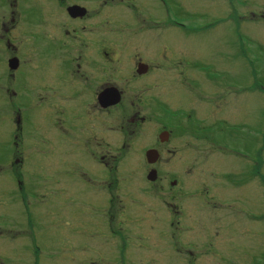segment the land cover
I'll return each instance as SVG.
<instances>
[{
    "label": "flooded vegetation",
    "instance_id": "flooded-vegetation-1",
    "mask_svg": "<svg viewBox=\"0 0 264 264\" xmlns=\"http://www.w3.org/2000/svg\"><path fill=\"white\" fill-rule=\"evenodd\" d=\"M209 1L204 24L185 0H0L4 186L13 179L35 204L52 192L71 262L128 264L125 240L154 242V230L179 255L198 243L185 223L209 209L223 216L202 246L214 253L221 235L229 264H264V0ZM224 24L230 61L243 66L236 83L232 69L187 63L194 43L181 40ZM207 156L227 164L210 172L211 204L193 183Z\"/></svg>",
    "mask_w": 264,
    "mask_h": 264
},
{
    "label": "rangeland",
    "instance_id": "rangeland-1",
    "mask_svg": "<svg viewBox=\"0 0 264 264\" xmlns=\"http://www.w3.org/2000/svg\"><path fill=\"white\" fill-rule=\"evenodd\" d=\"M187 6L191 8L198 7L203 13L202 21L204 24L210 22L211 17L209 16V0H185ZM206 8L208 10L202 9ZM196 9V8H195ZM198 11V10H197ZM192 11V13L197 12ZM194 15L186 17L188 23H192ZM195 17V16H194ZM205 20V21H204ZM218 30L225 29V24ZM212 32L213 35L209 37L202 35H194L191 40L187 39L190 33L186 30L183 31V37L181 40L192 41L194 44L190 48H187L186 61L190 60L195 66L199 65L201 70H204L206 66L208 71H216L222 67L225 71L226 78H232L233 82L236 81L243 72V66L237 64L235 60L230 61L229 51L231 47L230 37L224 30L222 34ZM191 36V35H190ZM201 36V37H200ZM174 40L171 35L169 40ZM225 39V43L221 40ZM171 40L169 43H171ZM183 43V42H182ZM222 50V51H221ZM207 55L206 57L203 55ZM232 69L233 76L228 75L226 71ZM201 77L202 75L199 74ZM1 125V124H0ZM2 133H0L1 137ZM0 146V151H1ZM201 159V158H200ZM4 160L0 159V167ZM193 160L191 161V163ZM196 166L197 177L194 180V185H200L201 196L200 199L206 203L211 204L209 199H213L214 192L211 182L212 175L211 171H227V164L218 161V166L213 164L212 159L207 156L198 161ZM3 174V168H0V264H75L71 262L69 256H67V241L69 234L68 227L64 221H57L55 218L50 217V198L51 193H46L47 197L44 198L45 203L35 204L38 201L37 198H31L29 192L24 193L25 201L20 198L18 189L14 186L15 181L10 178L11 188L7 190V186H4V181L9 178ZM4 176V177H3ZM26 179L22 181L23 188L29 190V185L33 189L35 181L30 182V176L25 172ZM30 183V184H29ZM29 184V185H28ZM189 186H191L189 184ZM207 189V193L203 190ZM41 194V193H39ZM38 205V206H37ZM27 207V209H25ZM29 211V212H27ZM223 212L214 211L209 209L201 210L199 221H188L185 223L184 235L186 242H193L197 240L198 243H194V246L184 245V249L181 250L178 255L172 248V240H164V246H160L158 240L159 231L154 230L155 241L151 242L144 236L137 234L134 235V240H125V244L131 245L128 247L126 257H128V264H193L194 255H199L204 260L201 264H229V257L226 255V239L224 236L215 237L218 242V250L211 252L206 249L207 246L203 247L204 244L201 242L204 238H210L214 235V226L212 224V216L221 217ZM29 217L30 220H29ZM188 220V219H187ZM142 230L146 232L151 231L149 224H144ZM214 240V237L211 238ZM79 250L76 254L79 260L81 257V246L82 242L79 240ZM201 243V244H199ZM220 243L222 246H220ZM163 244V241H162ZM199 245V246H198ZM201 249V252H200ZM163 250L164 254L157 256L156 254ZM99 249L95 250V253ZM107 253V251H105ZM152 253V254H149ZM209 255H206V253ZM200 253V254H199ZM106 262V261H105ZM244 264H258V258L252 255L244 257Z\"/></svg>",
    "mask_w": 264,
    "mask_h": 264
}]
</instances>
